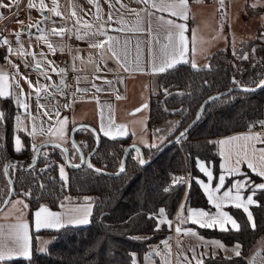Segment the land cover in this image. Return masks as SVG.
I'll return each instance as SVG.
<instances>
[{"label":"trees","instance_id":"16d2710c","mask_svg":"<svg viewBox=\"0 0 264 264\" xmlns=\"http://www.w3.org/2000/svg\"><path fill=\"white\" fill-rule=\"evenodd\" d=\"M244 57H236L229 50H218L209 56L206 67L194 69L187 63H181L149 78L146 125L149 138L156 142L154 147H142L145 159L152 157L162 144L192 121L207 96L234 86L254 87L264 79V26L258 29L257 37L246 44ZM263 98L264 87H260L248 91L232 89L209 100L200 118L184 137L143 165L139 163L137 151L129 150L124 162L125 171L117 176L98 173L81 165L67 167V181L64 183L58 173V163L64 161V155L55 146L42 149L36 164L29 169L11 164L8 173L13 184L12 197L23 196L29 213L40 204L56 209L66 199L80 200L86 196L90 197L92 210L87 224L32 232L31 260L15 258L0 264H133V253L142 255L149 252L151 246L157 245L170 233L167 222L158 225L155 218H149L150 215L158 214L159 209L164 208L167 221L180 203L184 207L209 208L195 180L203 177L196 168V161L202 160L210 165L215 177L219 171L216 138L254 127L262 118ZM0 110L5 116L0 123L1 204L8 192L4 164L28 162L32 148L26 140L19 153L14 151L12 124L16 107L10 97L0 99ZM68 132L83 155L94 147L96 136L99 138L90 160L104 172L117 170L124 148L130 143L128 135L115 139L95 135L85 124L70 125ZM185 170L189 172L185 189L182 183H168ZM244 173L249 181H260V177L248 170L245 169ZM232 178L228 177L225 185ZM165 188L170 190L165 192ZM28 193L30 195H26ZM254 200L259 204L250 209L255 229L243 211L232 206L227 210L241 226L240 231L197 228L204 237L216 238L224 244L241 245L240 256H205L203 264H248L246 255L249 249L264 233V190H257ZM37 235L50 237L44 251H37L35 247Z\"/></svg>","mask_w":264,"mask_h":264},{"label":"crops","instance_id":"0c3cea01","mask_svg":"<svg viewBox=\"0 0 264 264\" xmlns=\"http://www.w3.org/2000/svg\"><path fill=\"white\" fill-rule=\"evenodd\" d=\"M156 2L158 3L159 0H156ZM0 3L10 5L9 7L0 8V42L3 40L8 41V45L0 46V73L7 74L10 77V91L13 94L10 98L16 107L12 124V146L14 148L15 137L21 138V148L25 146L27 140L32 151L38 144L55 141L69 150V158L74 164L78 163L80 156L77 148H73L74 143L69 139V126L73 124L88 125L97 134L105 136L101 131V124L103 123L107 128L111 121L112 134L116 138L128 135L130 143H135L141 148L155 144L156 140L154 138L150 139L148 136L147 108L141 111L136 110L147 104L149 78L159 74L152 72L151 59L154 57L156 63L159 64L162 58L161 49L168 43L166 39L168 26L163 23V20L172 19L176 23L187 24L188 31L185 36L188 43L185 59L189 61L187 64L191 67L194 62L198 66L197 68L208 66L209 56L218 50H229L236 57H244L246 55V44L257 37V31L260 28L258 26L253 29L247 26V17L240 14L237 17L239 25H234L233 31H231L232 29H230L227 22V14L223 13V9L226 11L227 8L225 0H223L222 8L216 0L208 2L202 0L200 3L189 0V19L186 22L171 17L166 12L157 11L151 7L145 8V5L137 2V0H91V2L90 0H56L59 16L51 11L53 0H43L46 6L43 11L39 7L41 0H0ZM30 3L34 6L29 7ZM18 5H20L21 16L9 18ZM149 12L152 13L151 16L148 15ZM261 14H264V6ZM109 16H111V20H109ZM159 18H163V20ZM77 20L87 21L90 28H85L83 23H77ZM117 21H122V23ZM53 28L56 30L65 29L63 36L48 34ZM38 29H43L47 34L46 42L36 39L40 35ZM77 29H80L81 35L85 31L90 33L104 31L106 35L90 34L78 39L79 44L76 46L68 47L69 39H77ZM16 33H20L19 44L17 43ZM108 37L112 39L107 40ZM49 43L53 46L54 52L50 51L47 46ZM96 43H103V48L90 47V45ZM109 44L112 46V51L108 50ZM8 46H11L13 54H9ZM21 46L25 53L23 55L18 52ZM113 52L116 53L115 56ZM58 56H64L66 60L57 63L55 59ZM138 56L139 63L137 62ZM73 57H77V59L74 61ZM36 64L40 65L39 69L35 67ZM73 65H75V70H73ZM125 66L129 70L126 71ZM66 67L74 75L75 81L73 84L66 82ZM52 68H56L57 71L53 72ZM137 68L140 70H137ZM60 69L64 71L60 72ZM41 71L46 73L49 79L41 75ZM25 78L38 88L44 85H58L59 80H63V84L59 89L49 88L46 92L42 91L37 102L36 93L29 87V83L26 82ZM21 89L23 95H21ZM77 89L86 91H77ZM97 89H100V91H97ZM17 97L24 100L28 105L27 111L17 107L15 103ZM38 103L42 107H38ZM45 111L48 115L44 114ZM57 112L59 116L56 115ZM17 116L21 117L24 124V129L19 132L15 130V118ZM65 119L67 123L63 129V139H60L59 136H54L53 133H56L60 127L59 121ZM260 121H264V98L263 114ZM260 121L251 129L216 138L215 147L219 158V171L215 177L213 175V188L218 183L221 174H224L226 179L230 177L226 170L221 168V165L226 164L231 153L240 150L235 144L221 145L220 142L228 141L234 136L249 134L259 135L261 139H264V126L259 123ZM117 126H124L123 132L118 133L116 131ZM34 128L36 130L35 134L29 135ZM105 137L109 138L108 136ZM239 143L242 145L243 141ZM256 147L257 149L264 148V143H256ZM221 152H223V155H221ZM197 161L196 168L203 177L195 180L196 182L199 180L208 183V178L197 167ZM199 161L204 163L212 172L210 165L202 160ZM234 161L235 157L233 156V163ZM253 163L259 169L260 161L258 157L253 160ZM238 167L240 173L233 175L230 183L221 188L217 195H222L236 181L248 180V175L244 173L245 169L256 175L248 167L247 162L241 163ZM250 182L259 185L264 183V178L260 177L258 182ZM197 184L204 194L209 208L183 207L181 209L182 203H180L173 213L174 243L163 247L153 245L150 247L149 252L142 255L133 253L132 262L134 259L135 264H162V261L168 258L170 264H177L179 258V264H192L196 263L192 259L194 254L198 259L205 256L230 257L235 255L234 247L236 243L224 244L216 238L204 237L197 232V228L201 227L190 222L181 224L177 219L178 214L186 216L188 208L215 214L216 209L209 204L203 189L198 182ZM250 194H252L250 187L241 190V195L244 198ZM24 204L27 205L26 202L20 204L16 216L0 218V245L13 246V229L11 226L19 220L29 224V237L31 238V233L36 231L34 228V213L40 206H45L49 211L60 214L65 218L77 215L73 210L85 207L87 204L91 205L92 210L91 200L87 197L80 200L66 199L56 209L50 208L46 204H40L31 213H29L28 205L25 208ZM230 206L226 205L223 210L230 214L227 210V207ZM66 225L73 224H65L64 226ZM167 226L170 229L169 224ZM177 227L182 230L179 235L176 232ZM227 227L231 229V225H227ZM185 230L195 231L203 239L184 235ZM49 241L50 237L37 235L35 247L37 244L40 246L37 251H40L41 248L45 250ZM203 241H218L224 247H214L211 243H204ZM146 257H148L147 260ZM185 257L188 259L185 260ZM246 261L248 264H264V233L257 237L255 243L249 249Z\"/></svg>","mask_w":264,"mask_h":264},{"label":"snow or ice","instance_id":"6c2138e0","mask_svg":"<svg viewBox=\"0 0 264 264\" xmlns=\"http://www.w3.org/2000/svg\"><path fill=\"white\" fill-rule=\"evenodd\" d=\"M91 2V0H90ZM137 2L142 3L145 5V8L151 7L156 9L157 11L166 12L171 17H176L179 20L187 21L189 19V0H159L157 3L156 0H137ZM196 3L202 2V0H194ZM220 7H223V0H217ZM10 5H5L3 3H0V8L2 7H9ZM31 3L29 4V7H33ZM40 9L43 11L46 9V6L43 3V0H41V3L39 5ZM98 8V6H97ZM51 11L53 14L59 16L60 13L57 10L56 6V0H53V7L51 8ZM99 11V9H98ZM135 11V10H133ZM137 15H139L137 13ZM149 16L152 15L151 12L148 13ZM99 19V16L97 17ZM162 19L163 18H159ZM109 20H111V16H109ZM118 23H122V21H117ZM23 23V22H20ZM77 23H83L85 28H90V25L87 21H80L77 20ZM139 23V21H138ZM163 23L168 26V34L166 36V39L168 41L167 44H165L162 49V58L159 62V64L156 63L155 58L153 57L151 59V65H152V72L155 73H164L170 69H173L176 67L179 63H188L189 61L185 59V55L187 52V37L185 36V33L188 31L187 24L186 23H176L172 19L163 20ZM31 27V26H30ZM40 32V35L36 37L37 40L45 41L46 42V33L43 29H38ZM138 30V29H137ZM65 29L56 30L55 28L51 29V32L48 34L56 35V36H63ZM150 32V27H149ZM195 32V30H193ZM101 35L105 36L106 33L104 31L99 32H88L85 31L83 35L80 33V29L76 30V38L82 39L84 36L87 35ZM19 36L20 33H16L17 37V43L19 44ZM111 37H108L107 40H111ZM8 45L7 40H3L0 42V46ZM50 49V51L54 52L53 46L49 43L47 45ZM90 47L94 48H103V43H96L90 45ZM108 50L112 51V46L109 44ZM8 52L9 54H13V50L11 46H8ZM18 52L23 55L25 54L23 51L22 46L20 49H18ZM113 55L115 56L116 53L113 52ZM77 57H73V60L75 61ZM244 59H247V57H244ZM137 62L139 63V56L137 58ZM37 69H39L40 65L36 64L35 66ZM192 67L196 69L198 66L193 62ZM73 70H75V65H73ZM125 70H129L125 66ZM137 70H140L137 68ZM53 72H56V68H52ZM60 72H63V69L59 70ZM41 75H44L46 79H49L47 77L46 73L43 71L40 72ZM10 77L7 74L0 73V99H7L11 97L13 94L10 91L11 84L9 83ZM26 82L29 83V87L33 89L36 93L37 102L39 101L41 97L42 91H48L49 88L52 89H59L60 85H44L40 86L39 88L32 85L30 81ZM236 83L235 81H233ZM61 85L63 84V80H61ZM95 86V85H94ZM257 86L264 87V79L257 82ZM19 87V85H17ZM243 91H248L249 89L244 88ZM77 91H86L77 89ZM97 91H100V89H97ZM21 95H23V90L21 89ZM118 99L120 97H117ZM15 103L18 108L25 109L27 111L28 105L25 103L24 100L17 97L15 99ZM38 107H42L38 103ZM67 107V105H65ZM147 108V104L142 105L141 109H137L136 111H141L142 109ZM45 115H48V113L45 111ZM57 116H59V113H56ZM5 119L4 113L2 110H0V123L3 122ZM15 130L17 132L24 129L23 120L20 116H17L15 118ZM67 123L66 119L63 121H59L60 127L57 129L56 133H53L54 136H59L60 139H63V129L65 124ZM262 126H264V121L259 122ZM124 126H117L116 131L118 133L123 132ZM35 128L33 129L32 133H29V135L35 134ZM101 131L104 133L105 136H108L109 138L115 139L116 136L112 134V122H109V125L107 128L101 124ZM187 129L185 132L180 133V137H184L186 135ZM180 137L177 138L179 141ZM243 141V144L240 145L239 142ZM221 145L224 144H235L237 147L240 148L239 151H235L229 155L227 158L226 164H222L221 168L225 169L227 174L229 176L237 175L240 173V168L238 167L241 163L247 162V165L250 169H252L253 172L256 173V175L260 176L261 178H264V148L257 149L256 143H264V139H261L259 135H243V136H234L228 141H221ZM55 147H60L59 144H54ZM155 145H153L154 147ZM73 148H76V145L73 144ZM22 150L21 148V141L19 137L14 138V151L19 153ZM37 150L38 149H34ZM64 151V149H61ZM138 151V150H137ZM221 155H223V152H221ZM233 156L235 157V161L233 163ZM259 159L260 161V167L257 169L255 164L253 163V160L255 158ZM80 163H85L83 157H81ZM139 163L141 165L144 164L143 158H139ZM73 167H79V164L72 165ZM7 165L5 166V171L7 170ZM88 167L92 168L93 166L91 163H88ZM197 167L199 170L208 178V183H204L202 181H197L200 184V187L203 189L205 195L207 196L209 204L213 205L216 209L215 214H210L207 211L204 210H193L191 208H188L187 215L184 216L182 214H178L177 219L181 224L184 223H192L196 224L201 228H218L221 231H240L241 226L238 224L237 220L230 215L228 212L224 211L223 208L226 205H231L234 208L241 209L244 214L247 216V219L253 229H255V222L253 218V214L250 211V206H259V204L254 200V195L257 190H264V183H261L259 185L252 184L248 180H242V181H236L232 184V186L222 193V195H217V193L220 192L221 188L225 186V175L221 174L218 178V183L216 184L215 188L212 187V180H213V174L212 172L204 165V163L197 161ZM98 173L100 172L99 169L96 170ZM125 171L123 165L120 168V172ZM60 178L61 180L67 181V177L64 172V168H60ZM174 183H183L184 178L182 177H173ZM247 187L251 188L252 194L247 195L246 198L242 197L241 190L245 189ZM170 189L165 188L164 191L168 192ZM235 193V194H233ZM11 192L9 191V195ZM30 195V193L26 194ZM4 204L9 203V201H3ZM15 203H23V201H17ZM24 207L27 208V205L24 204ZM184 205H181V209H183ZM74 212L77 213V215L68 216V217H62L60 214L53 213L49 211V209L45 206H40L37 211L34 213V228L36 231H39L41 229H59L63 227L65 224H87L89 223L88 217L91 215V205L87 204L85 207L74 209ZM150 219L155 218L157 220V224H163L166 223V217H165V209L160 208L158 214H152L149 216ZM227 225H231V229L227 227ZM171 226V225H169ZM13 229L12 232V239H13V246L8 247L6 245H0V261H9L13 260L15 258H24L26 260H31V245H30V237H29V224L26 222H23L22 220H19L16 224L11 226ZM158 230V227L157 229ZM181 228L177 227L176 232L179 235L181 233ZM184 235H191L193 237H196L197 239H203L202 237H199L195 231L191 230H185ZM204 243H211L214 247L223 248V244L218 241H203ZM241 245L237 243L234 247V254L236 256H240ZM40 251H44V248H41ZM159 255V253H157ZM170 255V250H169ZM148 257H146V260ZM188 258L185 257V260ZM193 260L196 261V264H203L202 259H198L195 254L192 257ZM133 264H135V260L133 259ZM162 264H170V260L168 258H165V260L162 261ZM179 264V258L178 262Z\"/></svg>","mask_w":264,"mask_h":264},{"label":"water","instance_id":"95a60500","mask_svg":"<svg viewBox=\"0 0 264 264\" xmlns=\"http://www.w3.org/2000/svg\"><path fill=\"white\" fill-rule=\"evenodd\" d=\"M61 81L59 80V83H58V85H60L61 86V83H60ZM244 88H247V89H249V90H258L259 88H260V86H254V87H240V86H234V87H230V88H228L227 90H224V91H220V92H217V93H213V94H211V95H209V96H207L203 101H202V103L200 104V106H199V108H198V111H197V113H196V115H195V117L192 119V121L188 124V125H186L183 129H181L174 137H172L171 139H169L168 141H166L164 144H162L161 146H160V148L157 150V152L152 156V157H150L149 159H145L144 158V156H143V152H142V148L139 146V145H137V144H135V143H129L128 145H126L125 146V148H124V151H123V154H122V157H121V162H120V164H119V166H118V168H117V170L115 171V172H104V171H102V170H100V172L101 173H104V174H106V175H109V176H117V175H119L121 172H120V168H121V166L123 165V167H124V162H125V159H126V156H127V154H128V152H129V150H131V149H135L136 151H137V153H138V157L139 158H143V160H144V164H146V163H149L150 161H152L153 160V158H155L160 152H162L167 146H169V145H171L173 142H176L177 141V138L178 137H180V133L181 132H185V130L187 129V131H188V129L200 118V116H201V114H202V111H203V109H204V106H205V104L209 101V100H211V99H213V98H216V97H219V96H221V95H223V94H225V93H227V92H229L230 90H232V89H244ZM90 127V126H89ZM91 128V127H90ZM92 130H93V128H91ZM93 132L95 133V135H97V133L93 130ZM181 138V137H180ZM69 139H70V141L71 142H73L75 145H76V148H77V151H78V153H79V156H80V159H79V161H78V163H72L71 162V160H70V158H69V151H68V149L64 146V145H62V144H60V143H58V142H55V141H50V142H44V143H41V144H38L34 149H38V151L37 150H33L32 151V155H31V158H30V160L28 161V162H24V161H20V162H17V161H12V162H6L5 164H4V166H3V173H4V176H5V178H6V180H7V183H8V192H7V194H6V196L4 197V199H3V201H9L10 199H11V197H12V194H13V184H12V180H11V178H10V175H9V173H8V167L11 165V164H18V165H20L21 167H23L24 169H29L30 167H32V166H34L35 164H36V161H37V159H38V155H39V153H40V151L43 149V148H46V147H50V146H54V144H59L60 145V147H57V148H59L60 150L61 149H64V151H62L63 152V155H64V161L67 163V167H70V168H77V167H73L72 165H76V164H79L80 166L81 165H86V166H88V163H91V165L93 166L92 168H90L91 170H93V171H96L98 168H96L93 164H92V162H91V160H90V157H91V155L95 152V150H96V148L98 147V144H99V138L96 136V143H95V145H94V147L91 149V151L89 152V153H87L86 155H83L80 151H79V149H78V146H77V144H76V141H75V139L71 136V135H69ZM81 157H83V159H84V161H85V163H80V160H81ZM8 166L7 167V170L5 171V166ZM97 172V171H96ZM9 191L11 192V194L9 195ZM3 201H2V203L0 204V210H2L7 204H4L3 203Z\"/></svg>","mask_w":264,"mask_h":264},{"label":"rangeland","instance_id":"374dc122","mask_svg":"<svg viewBox=\"0 0 264 264\" xmlns=\"http://www.w3.org/2000/svg\"><path fill=\"white\" fill-rule=\"evenodd\" d=\"M225 2H226L225 6L227 8H226V11L225 9H223V13L227 14V19H228L227 22H228V26L230 27V29H232L231 31H233L234 25L235 26L239 25V19L237 17H239L240 14L247 17V26L253 29H256V27L258 26L263 27L264 14H261V10L263 9V6H264V0H225ZM232 36H233V33H232ZM61 167L64 168V172L67 177V171H66L67 163L65 161L58 163L59 177H60ZM62 181L66 183L64 180ZM183 189L185 188L183 187ZM86 197L90 198L89 196H86ZM17 201H23V203L26 202L23 196L15 195L11 197V199L9 200V203L2 210H0V218L16 216L17 212L19 211L20 204H21V203H15ZM167 224H168V220H167ZM39 247L40 246L37 244L36 249H39Z\"/></svg>","mask_w":264,"mask_h":264},{"label":"built area","instance_id":"2783aa9c","mask_svg":"<svg viewBox=\"0 0 264 264\" xmlns=\"http://www.w3.org/2000/svg\"><path fill=\"white\" fill-rule=\"evenodd\" d=\"M13 16H16V17H20L21 14H20V5H18L14 11L11 13L10 17H13ZM77 44H79V40L78 39H69L68 40V43H67V46L68 47H74L76 46ZM56 62L57 63H62L64 62V60H66L64 58V56H58L56 57ZM65 79H66V82L68 84H73L74 81H75V78H74V75L72 73V71L66 67L65 69ZM179 177H182L184 178V182L182 183L183 184V187L186 188L187 184H188V180H189V172L187 170L184 171V173L182 175H180ZM174 181L173 179H171L168 183L169 184H172ZM174 223V216L172 215L169 219H168V224L171 225L170 226V233L167 237H165L161 242L158 243V246L159 247H163L164 245H167V244H173L174 243V238H173V229H172V225Z\"/></svg>","mask_w":264,"mask_h":264}]
</instances>
